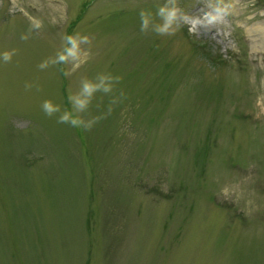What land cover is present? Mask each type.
<instances>
[{"label": "rangeland", "instance_id": "374dc122", "mask_svg": "<svg viewBox=\"0 0 264 264\" xmlns=\"http://www.w3.org/2000/svg\"><path fill=\"white\" fill-rule=\"evenodd\" d=\"M164 3L0 0V264H264V0Z\"/></svg>", "mask_w": 264, "mask_h": 264}, {"label": "clouds", "instance_id": "9594fccd", "mask_svg": "<svg viewBox=\"0 0 264 264\" xmlns=\"http://www.w3.org/2000/svg\"><path fill=\"white\" fill-rule=\"evenodd\" d=\"M216 12L219 14L221 12L220 9H216ZM141 18V31L145 32L147 31L149 27V18L148 14L144 10H141L139 13ZM157 16L160 20V23L155 25L154 31L158 35H170L175 31V28L179 26L177 23L178 21H182L187 23L189 21V17L184 15L181 10L177 7V0H165V3L158 7L157 9ZM218 19V15L214 16L211 12L205 13V19L201 20L199 18H196L192 21V26L189 27V31H193L194 27L196 25L202 24V23H208L211 24L215 22ZM65 41V47L62 50V52L57 54V62H67L70 60H76L79 56V44L81 43H87L88 38L87 37H76V36H66L64 37ZM13 53L4 52L2 54V59L5 63H8L11 61ZM40 68L46 67L45 63H42L39 65ZM108 79L105 77L101 78V84L104 83V81ZM117 80L119 78H116ZM31 85L26 84L25 88H30ZM104 91L105 93L109 92L111 89L110 87H103L101 88L98 85H93L91 82L85 80L82 82V88L80 97L72 99L70 98V103L73 104V107L78 112H83L87 108L88 102H90V98L96 91ZM87 98V99H85ZM41 109L45 113L46 116L52 117L55 113L59 112V106H54L51 101L45 100L41 104ZM58 123H69L70 125L74 127H83L86 131L91 129L92 123L95 121H88L85 122L80 118H74L71 116V114L68 111H65L63 114H61L58 119Z\"/></svg>", "mask_w": 264, "mask_h": 264}]
</instances>
